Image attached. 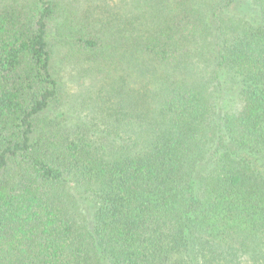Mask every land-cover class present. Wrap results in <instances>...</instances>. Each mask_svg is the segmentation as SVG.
Returning a JSON list of instances; mask_svg holds the SVG:
<instances>
[{"label": "trees", "instance_id": "1", "mask_svg": "<svg viewBox=\"0 0 264 264\" xmlns=\"http://www.w3.org/2000/svg\"><path fill=\"white\" fill-rule=\"evenodd\" d=\"M0 264H264V0H0Z\"/></svg>", "mask_w": 264, "mask_h": 264}]
</instances>
